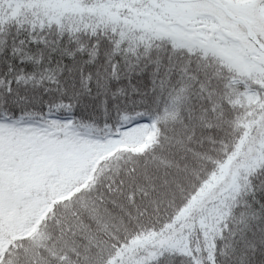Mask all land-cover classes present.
I'll list each match as a JSON object with an SVG mask.
<instances>
[{"label": "snow or ice", "instance_id": "obj_1", "mask_svg": "<svg viewBox=\"0 0 264 264\" xmlns=\"http://www.w3.org/2000/svg\"><path fill=\"white\" fill-rule=\"evenodd\" d=\"M0 264H264V0H0Z\"/></svg>", "mask_w": 264, "mask_h": 264}]
</instances>
